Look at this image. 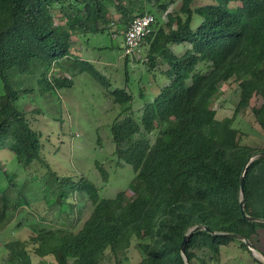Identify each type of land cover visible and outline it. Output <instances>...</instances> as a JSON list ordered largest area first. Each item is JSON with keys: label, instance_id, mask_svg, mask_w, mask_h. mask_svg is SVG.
Segmentation results:
<instances>
[{"label": "trees", "instance_id": "trees-1", "mask_svg": "<svg viewBox=\"0 0 264 264\" xmlns=\"http://www.w3.org/2000/svg\"><path fill=\"white\" fill-rule=\"evenodd\" d=\"M151 3L167 22L161 25L152 14L140 61L161 68L169 82L139 120L132 117L133 95L110 90L122 108L111 125L115 155L135 177L131 196L122 191L105 199L85 178L51 171L42 136L20 101L33 94L29 83L35 79L43 92L72 87L83 72L109 85L87 62L70 70V78L60 73L71 64L73 38L111 29L125 36L135 19L151 14ZM183 46L178 55L174 48ZM233 84L239 93L234 116L219 119L216 102L222 87ZM254 98L264 100V0H0V173L6 178L0 235L18 216L33 219L28 240L0 244V264H34L33 255L39 264H100L107 252L121 264L133 240L143 256L139 264H187L185 257L189 264H209L206 256L219 258L234 241L251 253L243 240L221 235H239L255 249L253 239L264 229V155L258 156L264 148L244 143L245 133L234 127L249 109L264 132V101L251 107ZM11 157L23 168L22 179L2 168ZM79 203L91 210L81 228L74 218ZM39 204L45 208L34 214ZM197 227L211 233H193L184 257V239Z\"/></svg>", "mask_w": 264, "mask_h": 264}, {"label": "rangeland", "instance_id": "rangeland-1", "mask_svg": "<svg viewBox=\"0 0 264 264\" xmlns=\"http://www.w3.org/2000/svg\"><path fill=\"white\" fill-rule=\"evenodd\" d=\"M176 6L177 3L171 6L169 11L175 9ZM148 11L161 25L167 22V14L161 12L153 3L148 5ZM111 13L115 15L116 12L111 9ZM56 17L59 18L58 15ZM58 23L61 24L57 21ZM112 31L111 29L104 34L74 37L75 49L71 64L66 65V68L60 71L65 77L70 78V70L74 73L75 70L87 66L84 62L91 63L95 70L105 77L109 85H103L92 74L83 72L74 77L72 87L43 92L35 79L29 83L34 89L33 94L23 97L20 101L22 110L28 114L31 127L42 136L43 154L51 171L59 178L73 181L85 178L100 189V197L105 199L114 198L122 191H126L131 196L133 193L129 187L135 177L133 167L128 164H119L115 155L111 125L121 113L122 108L114 102L110 90L126 89L133 95L132 117L139 120L142 108L152 102L169 82L160 73L161 68L150 70L143 61H140L145 60L144 51L127 61L124 36L115 35ZM187 47H177L174 51L182 55ZM235 87L234 84L222 87L215 105L219 119L234 116L239 102V93ZM263 101V99L254 98L251 107L260 105ZM234 127L245 133L244 143L254 148H264V132L249 109L242 111L235 118ZM237 141L238 137H236ZM5 162L3 159V169L9 173L17 172L18 179L24 177L23 168L19 166L16 159L11 157L8 164ZM101 168L107 172L108 182L104 181ZM5 186V175L0 173V189ZM79 207L80 211L74 218L81 228L89 218L91 210L89 205L83 203H79ZM44 208L41 204L35 206L34 214L40 213ZM31 223H33L31 217L18 216L15 227L12 225L0 235V244L13 239L28 240L33 235L27 228ZM253 241L256 248L254 251L249 249L251 253L241 248L239 242L234 241L221 249L219 258L210 260L206 256V261L209 264L264 263V229H259V234L254 237ZM136 245L137 240H133L125 254L121 256V264L141 262L143 256ZM33 262L39 264L40 258L33 255ZM100 264H117V261L110 252H107Z\"/></svg>", "mask_w": 264, "mask_h": 264}, {"label": "built area", "instance_id": "built-area-1", "mask_svg": "<svg viewBox=\"0 0 264 264\" xmlns=\"http://www.w3.org/2000/svg\"><path fill=\"white\" fill-rule=\"evenodd\" d=\"M154 22L155 17L152 14H147L135 19L129 25L124 36V51L126 56L130 58L139 56V46L145 37L151 33Z\"/></svg>", "mask_w": 264, "mask_h": 264}, {"label": "water", "instance_id": "water-1", "mask_svg": "<svg viewBox=\"0 0 264 264\" xmlns=\"http://www.w3.org/2000/svg\"><path fill=\"white\" fill-rule=\"evenodd\" d=\"M261 155H264V153H260V154H258V156H261ZM243 187H244V181H243V178H242V179H241V190H242V191H243ZM241 207H242V213L245 215V211H244V202H243V201L241 202ZM249 220H250V221H258L257 219H255V218H251V217H249ZM200 229H204L205 231L211 233L210 229L207 228V227H206V228L197 227V228L193 229V230L190 232V234L187 235V236L185 237L184 242H183V244H182V246H181V249H182V255H183L184 257H185V245H186L187 241L189 240V237H190L193 233H195L196 231H198V230H200ZM221 236H224V237H227V238H230V239H239V240H243L244 243L249 247V249H250L251 251H254V247H253V245H252L247 239L242 238V237L239 236V235H236V234H222ZM185 259H186L187 264H189L188 259H187L186 257H185Z\"/></svg>", "mask_w": 264, "mask_h": 264}]
</instances>
